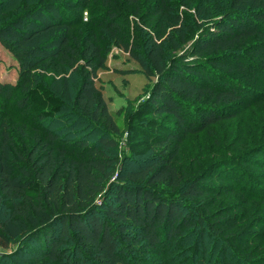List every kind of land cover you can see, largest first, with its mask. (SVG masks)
I'll return each instance as SVG.
<instances>
[{
	"label": "trees",
	"instance_id": "16d2710c",
	"mask_svg": "<svg viewBox=\"0 0 264 264\" xmlns=\"http://www.w3.org/2000/svg\"><path fill=\"white\" fill-rule=\"evenodd\" d=\"M149 1L40 0L0 27V46L18 73L17 84L0 82V107L14 102L29 111L40 92L38 76L53 72L47 91L62 104L33 116L42 122L69 119L74 128L84 127L74 141L58 145L61 136L39 126L38 146L28 153L18 149L6 127L0 130V212L5 202L11 205L9 216L0 218V249L20 244L19 250L51 264H146L150 253L165 255L160 264H173L183 259L176 250L184 245L183 230L191 228L199 229L201 247L209 230L220 246L218 257L213 260L199 247L178 264H264V226L258 229L264 213L239 214L244 206L209 213L224 195L234 193L248 198L246 207L261 208L264 187L238 173L241 165L264 171V143L248 146L241 139L233 158L217 156L191 175L178 165L190 136L235 120L262 95L264 0H224L220 19L204 24L199 33L190 28L188 38L177 13L171 25L184 33L182 43L173 42L172 34L170 50L163 41L167 33L160 32L141 57L120 22L130 16L144 21L146 7L163 20L176 8L172 0ZM70 10L80 16L88 11V25L109 33L149 77H156L140 112L147 113L145 124L159 134L142 131L149 146L141 158L128 161L131 168L118 173L117 181L113 178L122 163L110 132L119 130L96 83L106 63L104 50L95 35L76 43ZM69 71L83 79L76 96ZM169 249L176 253L167 254ZM4 258L0 254V261Z\"/></svg>",
	"mask_w": 264,
	"mask_h": 264
},
{
	"label": "rangeland",
	"instance_id": "374dc122",
	"mask_svg": "<svg viewBox=\"0 0 264 264\" xmlns=\"http://www.w3.org/2000/svg\"><path fill=\"white\" fill-rule=\"evenodd\" d=\"M147 1L150 2L149 0ZM172 1L176 5V8L172 10V14L168 18L160 20L155 16L154 11L148 10V7H146L143 14L144 21L130 16L127 21L120 22L123 31L129 34L131 44L134 47L138 46L136 50L140 52L141 57L145 56L150 41L155 40L160 32L165 31L167 33L163 41L167 44L166 47L168 49L171 50L172 48L170 42L172 34L173 42L182 43L183 39L181 36L184 33L177 32L176 27L171 25V17L177 13L181 16L182 23L185 24L183 32L187 33L188 38V36L193 34V30L199 33L204 24L210 25L220 19L218 11L226 6L224 0ZM39 2L40 0H0V27L23 14L31 7L38 5ZM67 13H69V21L72 22V32L76 43L82 45L86 38L92 39V36L95 35V42L102 46L104 50L106 63L98 71L96 83L103 90L108 108L119 130L118 132H110V135L118 144L115 154L122 163L120 167H117V172L113 178V181H117L118 173L123 169L131 168L128 161L134 158H141L146 148H148L149 139L142 137V131L159 134L153 127L145 124L144 119L148 117L147 113L141 114L140 112L141 105L147 100L156 82V77H149L140 63L130 53L121 48L109 33L102 29H93L88 25L86 23L87 18L90 16L88 11L83 12L82 16H80L81 13L72 10L67 11ZM199 13L202 15L200 16ZM77 15L78 18L76 19ZM190 28L193 30H190ZM80 63L82 64L83 61L80 60ZM14 66L15 62L9 52L0 46V82L17 84L18 73ZM53 77V72L40 73L38 76V81L41 85L40 92L36 95L37 98L34 100L29 111L23 112L19 110L14 102H11L9 107H0V130L6 127L11 132L18 149L23 153H28L38 146L36 145V140L38 136H42L39 126L55 131L56 134L61 136L58 145L74 141L76 139V132L84 130L83 126L74 128V122L68 121L69 119L62 120L59 117L51 119L49 117L46 121L42 122L39 118L33 116L38 112L47 111L51 108L57 109L58 106H61L62 101L51 97L47 91L48 84ZM68 77L71 81L73 96H76L82 84V76L78 71H69ZM262 84V86L258 87L262 95L260 94L256 97V103L252 104V107L249 109H244L243 114H240L235 120L215 127H209L204 133L190 136L183 143L181 155L178 158V165L183 174L191 175L195 168L207 167L217 160V156L233 158L241 149V139L248 146L264 143V139H262L264 138V82ZM17 94L19 93L17 92ZM61 114H65V112L59 113L56 116H60ZM96 138L97 136L92 138L91 142L96 140ZM242 146L245 147L244 145ZM241 169V173L238 174L248 176L256 187H264V179L259 177L260 174L264 177V171L261 168L241 165ZM245 192H247V189H245ZM247 200L248 198H243L241 194L238 195L237 193L224 195L209 213H213L221 208H238L242 206L244 207L241 210L239 209V214L244 213L251 217L253 215L260 216L264 213V203H258L261 208L256 209L254 203L246 207L245 202ZM3 206L0 212L1 220H4L11 212V205L9 203L5 202ZM206 211L205 209L201 210L204 215L209 214ZM184 212L188 214V211ZM263 226L258 229L263 228ZM183 235L185 237L184 245L177 247L176 250V252H182L184 255L183 259H175V263L173 264L187 260L192 253L191 250L199 247L202 251L205 248L208 254L211 252L213 260L218 257L220 246L215 243L216 239L212 237L209 230L204 234L205 241L203 247L200 246L199 229H184ZM19 245L13 244L7 250L0 249V254L5 256L0 263L51 264L48 261L35 260L28 255L26 250H19ZM176 252H172L169 249L167 254L174 255ZM164 256H159L155 253L147 254L148 261L146 264L166 262Z\"/></svg>",
	"mask_w": 264,
	"mask_h": 264
}]
</instances>
